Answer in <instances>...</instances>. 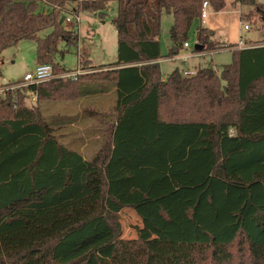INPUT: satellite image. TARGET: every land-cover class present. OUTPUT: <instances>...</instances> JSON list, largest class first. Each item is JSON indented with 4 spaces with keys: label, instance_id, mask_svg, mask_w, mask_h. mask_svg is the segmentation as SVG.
I'll list each match as a JSON object with an SVG mask.
<instances>
[{
    "label": "trees",
    "instance_id": "16d2710c",
    "mask_svg": "<svg viewBox=\"0 0 264 264\" xmlns=\"http://www.w3.org/2000/svg\"><path fill=\"white\" fill-rule=\"evenodd\" d=\"M67 1H76L67 11L101 19L116 2V60L0 96V264H264V44L234 45L220 71L175 68L163 79L164 13L172 16L168 57L193 26L201 51L216 49L200 25L204 0H44L48 11L39 10L42 0H0V56L33 40L36 64L68 71L55 63L79 38L59 22ZM207 1L213 11L225 7ZM111 86L116 114L90 160L59 143L55 118L23 101L27 93L40 102ZM146 203L170 226L179 204L192 238L170 239L151 217L166 238L123 237L119 212Z\"/></svg>",
    "mask_w": 264,
    "mask_h": 264
},
{
    "label": "rangeland",
    "instance_id": "374dc122",
    "mask_svg": "<svg viewBox=\"0 0 264 264\" xmlns=\"http://www.w3.org/2000/svg\"><path fill=\"white\" fill-rule=\"evenodd\" d=\"M72 2H66V9L62 10L63 17L67 10L72 9ZM255 2V5H245L237 0H225V7L219 13L210 11L211 7L209 6L207 9L208 16L203 19L204 21L200 25L209 29L210 40L216 44V49L212 50L214 51L212 54L206 50L202 57L187 59L188 61H186L189 63L199 61L194 67L195 70L191 69L192 72L202 67H212L220 71L224 65L230 64L233 61L231 47L237 45L240 36L245 41L241 48L264 44V10L260 8L264 4V0H256ZM116 8V3L111 2L107 16L101 20L95 16L81 18L79 24L63 20L64 27L78 32L79 38L77 44L70 46L62 58L55 60V63L58 62L59 66H63L68 70L60 74L75 73L76 78V75L97 71L96 68L103 66L101 63L107 64L116 60L117 37L112 25V18L116 15ZM39 10L48 11L49 5L41 2ZM171 22V16L164 13L161 17L159 35L162 59L158 62L162 76L168 75L176 67L179 70L182 69L181 71L186 67L179 59L170 60L167 58L170 48L169 27ZM243 24H248L249 29H244ZM195 29V26L190 29L187 38L189 47L180 50V55L194 52V45L197 43ZM49 31V29L41 31L39 36H43ZM35 48L36 44L33 40L24 39L2 51L0 56L1 89H4L14 81L20 83L24 74L34 68L36 65ZM82 62L85 65L84 68H82ZM106 68L104 67L103 70H106ZM60 74L54 78L60 77ZM67 78L70 77H63L64 80ZM89 81L83 80V82ZM90 83L94 84L93 81H90ZM99 83L108 84L106 81ZM114 92L113 86L106 92H99L94 95L82 93L77 95L74 92H66L64 97L56 95L57 97L54 100L40 102L37 101L35 95L27 93L28 95L23 101L30 108H39L45 119L55 118L58 122L56 121L53 125V131L59 143L68 149L77 151L85 159L90 160L103 147L106 141V130L116 114L114 110L116 101ZM6 93L2 95L3 98ZM230 133L233 134L232 129ZM189 192L192 191L190 190ZM190 194H185L187 195L185 197L190 196ZM174 209L176 212L171 210V214L180 223L186 221V218L182 215V210L180 211V205H176ZM155 211L156 209L151 203L142 204L136 208H123L118 214L123 228V237L132 238L140 235L146 239L160 240L166 238L167 236L162 231L154 229L149 221L146 220L147 217H151L160 223L164 230H167L166 234L169 235L170 239L187 240L190 239L188 238L189 236L192 238V233L187 232L188 229L191 232V223L189 221L188 224H185L187 221L183 223L182 227L174 217L176 221L170 226Z\"/></svg>",
    "mask_w": 264,
    "mask_h": 264
},
{
    "label": "built area",
    "instance_id": "2783aa9c",
    "mask_svg": "<svg viewBox=\"0 0 264 264\" xmlns=\"http://www.w3.org/2000/svg\"><path fill=\"white\" fill-rule=\"evenodd\" d=\"M209 6L210 5H209L207 0H204L202 2L201 11H200V18L201 19L205 18L208 15L207 9L209 8ZM64 19L67 22H75L76 24H79L80 15L76 14L74 12H71V11H67L65 16H64ZM243 28L249 29V25L243 24ZM242 44H243L242 36H240L239 42L237 43V45L235 47L241 48ZM187 47H188V42L186 41L183 43L182 49H185ZM231 48H233V47H231ZM194 73L195 72H192L191 70H183L182 71V75H192ZM56 76H58V75L54 74L52 64H50V63L36 64L32 70L27 71L24 74L20 83H17L18 81H14V82H11V84L7 85L4 89L0 88V96H2L3 94H5L8 91L18 90L20 87L22 89V88H26L28 85H31V84H36V85L40 84V83L48 81V80H50ZM59 76L62 78L63 77H70V78L74 79L75 73H66L63 75L60 74ZM29 94H32V93H29ZM32 95H35V93Z\"/></svg>",
    "mask_w": 264,
    "mask_h": 264
},
{
    "label": "crops",
    "instance_id": "0c3cea01",
    "mask_svg": "<svg viewBox=\"0 0 264 264\" xmlns=\"http://www.w3.org/2000/svg\"><path fill=\"white\" fill-rule=\"evenodd\" d=\"M44 0H42V2H43ZM75 2L76 1H73L72 2V6H71V8H73L74 7V5H75ZM74 3V4H73ZM116 3V2H115ZM210 11H212L213 13H219L220 11H213L212 9L210 10ZM80 20H81V18H84V17H90V16H95L96 18H98L94 13H89V12H80ZM167 15H170V14H167ZM171 16V15H170ZM208 16V15H207ZM207 16L205 17V18H207ZM115 17V16H114ZM113 17V18H114ZM112 18V19H113ZM171 18H172V16H171ZM99 20H101V18H98ZM204 19V18H203ZM203 19H200V24L204 21ZM172 23V22H171ZM171 25V24H170ZM114 30H115V28H114ZM115 33H116V31H115ZM78 36H79V34H78ZM243 41V40H242ZM243 43H245V41H243ZM231 44V43H230ZM188 47H189V45H188ZM185 49H187V48H185ZM180 50H182V48L180 49ZM180 50H179V52H178V54H176V55H174V56H172V57H167V58H169L170 60L172 59V60H180V61H182V63L186 66V67H184V69L183 70H189V68H190V70L193 68L194 70H195V66H196V64L199 62V61H193V62H187L188 60L187 59H189V58H191V57H202V55H204L205 54V51H195V49H194V52L193 53H190V54H182V55H180ZM207 52H209L210 54H212L214 51H212V50H209V51H207ZM91 56L93 57V55L91 54ZM161 59H162V56L160 55V57L159 58H157V62H159V61H161ZM187 60V61H186ZM101 64H103V63H101ZM189 67V68H188ZM177 68V67H176ZM182 70V69H181ZM167 76V75H166ZM166 76H162L163 77V79L164 78H166Z\"/></svg>",
    "mask_w": 264,
    "mask_h": 264
},
{
    "label": "water",
    "instance_id": "95a60500",
    "mask_svg": "<svg viewBox=\"0 0 264 264\" xmlns=\"http://www.w3.org/2000/svg\"><path fill=\"white\" fill-rule=\"evenodd\" d=\"M63 20H64V17L61 16L60 19H59V22L62 23ZM194 49H195V51H200V50L202 49V45L196 43V44L194 45Z\"/></svg>",
    "mask_w": 264,
    "mask_h": 264
}]
</instances>
